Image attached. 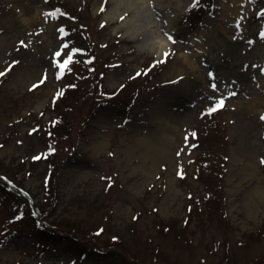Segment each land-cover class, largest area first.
<instances>
[{
    "label": "rangeland",
    "instance_id": "374dc122",
    "mask_svg": "<svg viewBox=\"0 0 264 264\" xmlns=\"http://www.w3.org/2000/svg\"><path fill=\"white\" fill-rule=\"evenodd\" d=\"M144 1L0 0V264H264V0Z\"/></svg>",
    "mask_w": 264,
    "mask_h": 264
},
{
    "label": "bare ground",
    "instance_id": "6f19581e",
    "mask_svg": "<svg viewBox=\"0 0 264 264\" xmlns=\"http://www.w3.org/2000/svg\"><path fill=\"white\" fill-rule=\"evenodd\" d=\"M112 2H116V9L114 13L111 15L110 19L115 21L116 19L121 20L122 23L117 27V29H124L127 30V35L124 36V40H128L131 42H134L137 40V37L139 35H143L144 41L147 42L145 44V47L150 50L151 52H154L157 57H159L162 52L167 49L166 43L164 39L160 35H154L152 31V25H151V19L150 15L146 13V2L144 0H111ZM234 1V0H233ZM36 3H40V0H20V4L22 6V9H25V16L30 18L31 14V7L34 9L35 7V14L37 12H40V9L42 8H37L36 9ZM234 4V3H233ZM122 6L124 9L119 13L118 10L120 9L119 7ZM235 6V5H234ZM237 8L234 7V10ZM233 10V11H234ZM227 12H232L230 11V7L227 9ZM33 16V17H34ZM116 22V21H115ZM211 37L214 38L215 42L223 40L218 34V31L216 30L215 27L212 28L211 32ZM260 44V43H259ZM215 56L214 59L220 63V59L223 58L222 50L221 48H216L215 47ZM261 50V52H260ZM259 55L262 56L264 52L263 49H259ZM185 60L188 58L185 56ZM191 67L194 66L193 63H189ZM230 69V67H229ZM257 81L259 83V88H258V93L261 90V88L264 89V76L259 75L257 76ZM255 94H257L255 92ZM256 99L260 100V97H257L253 95ZM261 101V100H260ZM256 103H253L252 106L256 107ZM251 164L247 165V169H251ZM256 194H261L260 189L257 187L255 190Z\"/></svg>",
    "mask_w": 264,
    "mask_h": 264
},
{
    "label": "snow or ice",
    "instance_id": "6c2138e0",
    "mask_svg": "<svg viewBox=\"0 0 264 264\" xmlns=\"http://www.w3.org/2000/svg\"><path fill=\"white\" fill-rule=\"evenodd\" d=\"M193 3H195V0H193ZM262 34H264V33H262ZM168 38H169V39H172L171 36H169ZM20 43H23V41H21ZM57 54H58V53H57ZM71 55H72L71 53H68V56L64 58V62L59 64V67H60L61 69H64L65 66L67 65V63L71 60ZM166 55H167V53H165V56H166ZM13 63H16V61H13ZM154 63H155V62H154ZM0 74H2V73H0ZM210 75H211V74H210ZM35 86H36V85H33V87H35ZM261 118L264 119V115H262ZM261 162L264 163V157L261 158ZM181 174H182V173H181ZM113 239H116V237H113Z\"/></svg>",
    "mask_w": 264,
    "mask_h": 264
},
{
    "label": "trees",
    "instance_id": "16d2710c",
    "mask_svg": "<svg viewBox=\"0 0 264 264\" xmlns=\"http://www.w3.org/2000/svg\"><path fill=\"white\" fill-rule=\"evenodd\" d=\"M202 199L204 200V196H202ZM202 199H198L199 202L203 203Z\"/></svg>",
    "mask_w": 264,
    "mask_h": 264
}]
</instances>
